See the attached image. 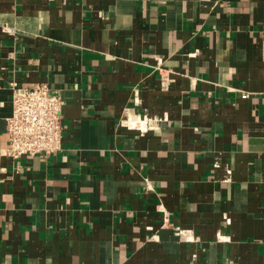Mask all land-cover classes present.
I'll list each match as a JSON object with an SVG mask.
<instances>
[{
	"label": "crops",
	"instance_id": "0c3cea01",
	"mask_svg": "<svg viewBox=\"0 0 264 264\" xmlns=\"http://www.w3.org/2000/svg\"><path fill=\"white\" fill-rule=\"evenodd\" d=\"M12 82L56 154L3 153ZM0 264H264V0H0Z\"/></svg>",
	"mask_w": 264,
	"mask_h": 264
},
{
	"label": "built area",
	"instance_id": "2783aa9c",
	"mask_svg": "<svg viewBox=\"0 0 264 264\" xmlns=\"http://www.w3.org/2000/svg\"><path fill=\"white\" fill-rule=\"evenodd\" d=\"M4 28L13 31L12 28ZM170 80L162 76V88H166ZM10 89L11 112L5 118L7 145L3 153L12 158L56 154L62 142L64 101L60 93L46 82H36L30 86L12 82Z\"/></svg>",
	"mask_w": 264,
	"mask_h": 264
},
{
	"label": "bare ground",
	"instance_id": "6f19581e",
	"mask_svg": "<svg viewBox=\"0 0 264 264\" xmlns=\"http://www.w3.org/2000/svg\"><path fill=\"white\" fill-rule=\"evenodd\" d=\"M131 125H142V123H141V121L139 120V122H137V121H132L131 122Z\"/></svg>",
	"mask_w": 264,
	"mask_h": 264
}]
</instances>
